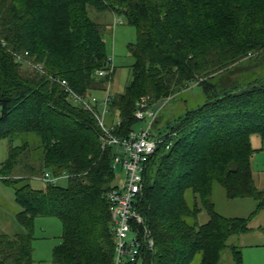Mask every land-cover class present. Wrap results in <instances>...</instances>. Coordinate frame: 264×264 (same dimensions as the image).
<instances>
[{
	"label": "trees",
	"instance_id": "trees-1",
	"mask_svg": "<svg viewBox=\"0 0 264 264\" xmlns=\"http://www.w3.org/2000/svg\"><path fill=\"white\" fill-rule=\"evenodd\" d=\"M91 9L122 16L137 31L128 45L132 80L108 103L120 120L115 136L139 131L134 113L141 99L155 107L197 83L205 96L165 132H153L165 140L149 162L136 204L154 241L143 264H193L197 256L199 264H222L227 250L233 264H243L229 240L249 231L250 219L220 215L212 193L218 183L228 199L252 198L255 213L264 209V190L251 167L252 137L264 139V76L247 83L230 78L241 63L250 66L264 54V0H0V140L11 146L21 141L0 172L14 189L22 228L0 233V264H35V221L49 217L63 225L52 264H114L106 194L117 182V151L102 149L97 118L59 83L66 80L76 93L94 96L110 81L97 80L109 55L105 25L90 16ZM26 53L44 73L22 71L27 65L17 55ZM29 153L40 162L35 157L23 166ZM18 166L24 175L15 177ZM46 172L65 173L68 184L34 189L29 178ZM202 212L209 218L203 224Z\"/></svg>",
	"mask_w": 264,
	"mask_h": 264
},
{
	"label": "rangeland",
	"instance_id": "rangeland-1",
	"mask_svg": "<svg viewBox=\"0 0 264 264\" xmlns=\"http://www.w3.org/2000/svg\"><path fill=\"white\" fill-rule=\"evenodd\" d=\"M90 16L96 22L103 23L105 25L104 37L106 41L107 52L109 57H114L115 70L111 77V81H109L107 84L106 90L109 89V93L111 95L123 93L132 80V65L134 64V58L131 56L128 50V45L136 42L137 31L133 26L128 25L122 16L114 15L109 11L98 13L94 9H91ZM120 20H123L124 23L120 24ZM4 45L6 44L4 43ZM257 59L258 56L255 57V62L251 63L250 66H247L249 63L248 61L241 63V65H239L238 72H235L234 70L233 73H230V78L239 79L241 82L243 81L244 83H247L250 80L263 77L264 54L261 55L259 60ZM22 71L24 73L26 71L32 72L34 71V68L31 66H25L22 68ZM98 79L99 77L97 80ZM223 79L226 78L223 77ZM197 84L193 86L191 85L190 88L177 93L173 98L163 102V106L158 110V118L155 126L152 129L153 132H155L157 129H159L161 132H165L169 123L173 121L177 115L185 112L187 108H194L205 102V96L202 92V89ZM93 95L98 99H104L106 94L104 91ZM98 111L101 116L104 115L107 126L111 127V119L115 122V125L118 122L119 118L117 113L113 112L110 108L107 109L105 114L102 106H99ZM148 124L149 120L138 123L136 125V130L147 128ZM30 137L33 139L34 136ZM252 141L253 148L256 151L251 161V167L253 176L256 180V185L259 189H261L263 188L262 184H264V139L258 135H254L252 137ZM19 145H21L20 140H17L12 144L14 147ZM34 145L36 146V144ZM12 146L10 145L9 140H0V170L1 164L8 159L9 151ZM32 151L35 152L34 150ZM35 153L28 154V158L25 159L23 166L28 163H33L36 158V163L38 164L40 162L37 154ZM21 170L22 169L20 166L16 168L15 177L24 175V173H21ZM151 176L152 172L150 173V177ZM3 178L4 177L0 172V233L13 235L15 233H19L22 230L16 221V214L20 208L15 202L14 189L5 183ZM29 182L34 189H44L46 186V182L43 181L42 175L32 176L29 178ZM118 183H120V180H118ZM58 184L61 186H66L68 184V180L66 178H62L58 180ZM114 184L117 185V182ZM212 200L215 203L216 211L224 217L248 218L250 219L249 226L251 227H256L259 225V223L264 225V209L255 213V208L258 202L254 201L252 198L228 199L224 188L220 184L215 183L213 186ZM208 219V214L206 212H202L198 217V221L201 224L207 222ZM62 232L63 225L58 218L49 217L36 219L33 241V259L35 264L53 263V250L62 242ZM252 233L251 234L254 235V238L247 239V243H245L246 245L242 246L245 253L246 264H256L255 257L257 253L262 254L264 257V248H249L250 245L256 246V244H259L257 242H261V240L264 239V232ZM236 236L237 235L232 236L229 241L230 245H232L233 239ZM232 261L233 259L231 252L228 250L225 251L222 255V264H229V262ZM199 263L200 256H197L193 264Z\"/></svg>",
	"mask_w": 264,
	"mask_h": 264
},
{
	"label": "built area",
	"instance_id": "built-area-1",
	"mask_svg": "<svg viewBox=\"0 0 264 264\" xmlns=\"http://www.w3.org/2000/svg\"><path fill=\"white\" fill-rule=\"evenodd\" d=\"M119 22L123 23L122 20ZM27 56L28 53L24 56L17 55V61L44 73L43 66L32 63L27 59ZM108 64L107 68L98 70L96 75L99 78H109L111 81L115 70L113 56L109 57ZM59 83L76 104L81 105L97 118L103 130L102 149L105 150L112 146L117 151L112 160V169L116 175L117 185L106 194L115 242L114 264H143V252L145 249L153 251L154 241L143 216L136 209V204L142 197L145 187L144 175L148 170L149 162L159 145L165 140L163 136H158L152 131L158 118V110L151 107L146 99H141L137 103L134 116L140 122L149 120L148 127L135 131L128 137H117L113 134L114 127L106 125L104 115L101 116L96 108L101 105L104 114L107 112L111 98L109 89L105 90L106 95L104 99L100 100L95 96H82L76 93L66 80H61ZM119 123L120 120L116 124ZM167 147L169 148L170 144ZM66 177L65 173L61 177H53L51 173L46 172L43 180L57 183L58 180Z\"/></svg>",
	"mask_w": 264,
	"mask_h": 264
},
{
	"label": "crops",
	"instance_id": "crops-1",
	"mask_svg": "<svg viewBox=\"0 0 264 264\" xmlns=\"http://www.w3.org/2000/svg\"><path fill=\"white\" fill-rule=\"evenodd\" d=\"M110 125L113 126L114 125V121L111 119L110 120ZM253 142V141H252ZM253 145V144H252ZM254 177V176H253ZM255 179V178H254ZM263 181H264V178H263ZM255 183H256V180H255ZM263 188H261L260 190H264V184H262ZM259 189V188H258ZM226 194V193H225ZM254 200V199H253ZM256 201V200H254ZM257 207V206H256ZM256 209V208H255ZM263 210V209H262ZM234 218H243V217H234ZM264 221V220H263ZM262 223H259L258 226L256 227H250V230L245 232V233H242L240 235H237L234 239H233V242H232V245L231 246H235L237 247L241 252H242V257H243V264H246V261H245V253H244V250H243V245H246L245 243H247V239H253L254 238V235H252L253 233L252 232H261L263 233L264 232V225H261ZM252 233V234H251ZM250 236V237H249ZM232 238V237H231ZM230 238V239H231ZM245 240V241H244ZM230 241V240H229ZM244 241V243H243ZM259 244H256L255 245H250L249 248H253V247H260V248H264V239L261 240V242H257ZM255 262L256 264H264V257L262 256V254L260 253H257L256 254V257H255ZM229 264H233V261L232 262H229Z\"/></svg>",
	"mask_w": 264,
	"mask_h": 264
},
{
	"label": "water",
	"instance_id": "water-1",
	"mask_svg": "<svg viewBox=\"0 0 264 264\" xmlns=\"http://www.w3.org/2000/svg\"><path fill=\"white\" fill-rule=\"evenodd\" d=\"M163 102L162 103H159L158 105H156L155 107H154V109L155 110H159V109H161V107L163 106Z\"/></svg>",
	"mask_w": 264,
	"mask_h": 264
}]
</instances>
